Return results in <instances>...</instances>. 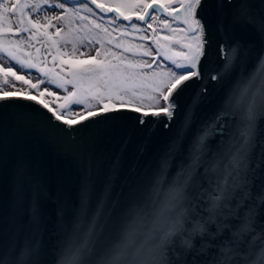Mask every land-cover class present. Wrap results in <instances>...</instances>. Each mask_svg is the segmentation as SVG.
I'll return each mask as SVG.
<instances>
[{"label":"snow or ice","instance_id":"6c2138e0","mask_svg":"<svg viewBox=\"0 0 264 264\" xmlns=\"http://www.w3.org/2000/svg\"><path fill=\"white\" fill-rule=\"evenodd\" d=\"M88 44L99 45L95 54ZM49 55L53 67L46 66ZM5 57L0 108H36L40 133L85 170L77 224L60 242L55 264H189L190 256L210 252L216 255L205 264H264V226L255 234L253 209L228 237L218 223L226 211L235 215L233 202L264 205V184L252 191L264 168V140H257L264 117V0L259 10L252 0H0V60ZM249 64L243 86L198 117L209 82L223 87ZM129 113L140 126L150 124L149 131L176 121L172 150L187 140L190 163L166 180L165 162L151 188L115 219L104 210L109 182L82 227L93 169L90 138ZM31 120L21 114L20 124ZM216 137L213 153L208 142ZM205 164L217 174L215 181L205 177L215 194L201 188L193 195V178ZM14 184L17 204L25 185L32 188L29 211L38 226L40 185L22 163ZM41 247L39 239L26 241L18 254L0 256V264H43Z\"/></svg>","mask_w":264,"mask_h":264},{"label":"water","instance_id":"95a60500","mask_svg":"<svg viewBox=\"0 0 264 264\" xmlns=\"http://www.w3.org/2000/svg\"><path fill=\"white\" fill-rule=\"evenodd\" d=\"M252 3L259 10L262 0H252ZM252 71L253 66L249 64L242 71L233 73L229 84L223 87L210 81L208 102L198 110V117L213 112L222 100H227L228 92L243 86ZM256 86H259V81ZM21 114L32 118L27 127L20 124ZM39 119V111L27 103H9L0 108V256L18 254L26 241L39 239L43 264H55L62 251L60 242L71 236L77 224L85 170L75 158L62 154L55 144L40 133ZM175 125L176 121H173L172 128L166 130L161 124L149 131L150 124L140 126L135 114L129 113L106 127L102 126L91 136L89 152L93 169L88 208L82 217V227H86L91 220L109 182L111 189L107 193L104 210L110 209L112 219H115L124 208L151 188L165 162L168 164L166 180H171L177 172L187 167L190 163L187 140L181 148L172 150ZM258 129L257 140H264V117L258 118ZM208 145L209 151L215 153L219 147V137L209 140ZM210 159L206 157V160ZM117 160L118 167L113 171V163ZM21 163L26 167L27 174L40 185L38 226L30 216V186L25 185L22 203L16 202L14 179L17 166ZM207 167L205 164L197 170L193 178V195L201 188L207 190L205 195L215 194L205 182V177L215 181L217 174L206 172ZM258 175L252 189L254 194L264 184V168ZM229 208L235 211V215H229L226 211L218 220V223L226 225L223 233L225 237L244 223L249 209L254 210L252 220L255 234L261 231L264 226V205L258 199L248 201L246 207L233 202ZM58 209H62L60 217L57 215ZM13 245L15 253L12 252ZM215 255V252L205 256L192 255L188 258L189 264L193 260L197 264H205Z\"/></svg>","mask_w":264,"mask_h":264},{"label":"rangeland","instance_id":"374dc122","mask_svg":"<svg viewBox=\"0 0 264 264\" xmlns=\"http://www.w3.org/2000/svg\"><path fill=\"white\" fill-rule=\"evenodd\" d=\"M156 25H154V27H155ZM113 35L114 36H117V38H119V34L118 33H113ZM136 42H139V41H136ZM87 43V42H86ZM99 45L98 44H88L87 45V48L88 49H91V54H95V47H98ZM47 46H45V48H46ZM69 51H70V46H69V49H68ZM85 50H87V49H85ZM32 52H33V55L35 56L36 54H35V51H34V49H32L31 50ZM41 52L42 53H44V48H42L41 49ZM45 57L44 56H41V59H44ZM46 60H47V64H46V66L47 67H53V61L51 60V56L49 55V56H47L46 57ZM8 62V60H7V57H5L3 60H0V63H7ZM56 63V66H57V68L59 67V65H58V62H55ZM18 71H19V69H18ZM8 90H11V89H8ZM69 91H71V87H69V89H68ZM34 94V93H33ZM64 93L62 92L61 93V95H63Z\"/></svg>","mask_w":264,"mask_h":264},{"label":"bare ground","instance_id":"6f19581e","mask_svg":"<svg viewBox=\"0 0 264 264\" xmlns=\"http://www.w3.org/2000/svg\"><path fill=\"white\" fill-rule=\"evenodd\" d=\"M35 94V93H34Z\"/></svg>","mask_w":264,"mask_h":264}]
</instances>
